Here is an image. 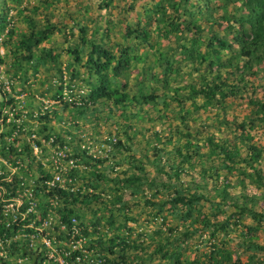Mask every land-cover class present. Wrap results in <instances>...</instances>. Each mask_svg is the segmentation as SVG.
I'll use <instances>...</instances> for the list:
<instances>
[{
  "label": "rangeland",
  "instance_id": "374dc122",
  "mask_svg": "<svg viewBox=\"0 0 264 264\" xmlns=\"http://www.w3.org/2000/svg\"><path fill=\"white\" fill-rule=\"evenodd\" d=\"M244 3L0 0V202L15 208L13 198L21 194L19 211L24 212L23 189L28 187L37 200L36 212L19 215L23 219L16 221L29 224L27 229L34 226L33 231L18 229L13 238L0 235V257L12 264L37 263L42 257L40 235L49 232L64 239L56 225L63 204L59 196L44 194L40 178L52 173L55 153L66 145L78 166L89 170L72 171L66 159H60L59 187L98 194L88 204H72L86 238L75 251L81 256L87 252L90 263L109 264L103 258L115 257V262L122 261L119 246L112 248L114 253L109 250L118 235L133 244L123 255L129 264H264V249L255 246L264 247V217L237 213L233 205L246 196L254 200L249 203L252 209L264 212L263 187L249 175L252 169L246 162L254 143L261 157L252 163L264 180V53H249L248 43L239 36L241 32L249 39L248 25L241 27ZM143 29L148 34L144 39ZM215 36L222 38V48ZM29 40L30 48L25 44ZM92 44L113 56L100 73L110 88L156 95L155 102L117 106L112 99H93L90 93L100 75L86 62ZM74 48L80 51L79 62ZM123 53L128 62L111 69ZM213 80L237 86V96L216 95L208 101L191 92V87ZM216 144L237 153L229 159ZM158 157L169 177L156 169L153 160ZM171 163L182 168L177 178ZM91 168L104 177L90 174ZM136 172L146 178L140 183L142 191L131 197L118 179ZM171 182L185 193L198 189L208 199L188 216L180 203L166 204L158 213L144 202L165 200L171 190L160 186ZM221 188L235 200L222 197ZM120 192L127 204L123 210L117 201ZM12 218L0 212V223ZM225 221L226 227L220 228ZM169 228L174 230L170 234ZM177 234L184 241L167 261L164 250H154L156 241ZM88 236L107 242L99 248L97 242L88 243Z\"/></svg>",
  "mask_w": 264,
  "mask_h": 264
},
{
  "label": "trees",
  "instance_id": "16d2710c",
  "mask_svg": "<svg viewBox=\"0 0 264 264\" xmlns=\"http://www.w3.org/2000/svg\"><path fill=\"white\" fill-rule=\"evenodd\" d=\"M182 3L184 5H186L188 3V0H181ZM245 9L247 10L246 12V17L244 19L241 20V27H243L245 24L248 25V30L250 31V33L248 34L249 39H245L242 35L243 33H239L240 38H242L243 41H246L248 43V48H249V53H251L252 55L256 56L259 53H264V0H245ZM173 6V5H172ZM174 8L178 7V4H176V6H173ZM188 28V27H187ZM131 32L130 29H127V34H129ZM140 32H142V36L141 38L144 39L147 37V32L143 29ZM139 33V32H138ZM140 34H137V37ZM244 38V39H243ZM215 42H218L219 47H223L224 46V42L222 40V38H220L219 36H215L214 37ZM25 42V41H23ZM26 47L30 48L31 46V40H29V42H25ZM212 48H214V44L212 46ZM72 52H74V59L75 61L79 62L80 60V56H79V50L77 48L72 49ZM124 57L123 59H118L116 64L111 68V69H115L117 70V68H120L122 63L126 64L128 62V57L126 56L125 53L122 54ZM215 56V55H214ZM100 57H104L103 61H100L98 58ZM113 58V56L104 48H102L101 46L97 45V44H92L91 45V49L90 51L87 52V58H86V62L91 66L92 68V72L93 73H99L100 78L97 81V84L92 88L90 95L92 96L93 99H97V98H106V99H112L113 104L114 105H125L127 102L132 101L135 102L136 104H142V103H154L155 99L157 98L156 95H152V94H143V93H139V94H134V95H129L127 94V92L124 91H120L117 88H110L109 85L107 84L106 78L100 74L102 72V70H106L108 68V66H110V62L111 59ZM216 58V57H215ZM246 67V66H245ZM218 82H215L214 80L212 82H205L204 85L200 86L199 88H194L191 87V92L193 94H200L202 95L206 100L210 101L213 98H215L216 95L220 96L221 98H225L228 96L231 97H235L237 96V92H236V88H238L237 86H229L228 84H226L224 81L222 80H217ZM209 141L212 142V139L209 138ZM218 147L221 148V150H223L225 157L229 158V159H233L234 155L237 153L232 152L230 150H227L224 148L223 145H218L216 144ZM249 150H250V156L246 159V162L248 164L249 167H251V172H249V175L253 178L254 181H256L260 186L263 187L264 190V180H262L261 176H260V171L258 170V168H256L253 165V161L254 160H259L261 157V150L259 149V147L252 143L249 146ZM178 152L180 151L179 149L177 150ZM158 159V160H157ZM154 165L156 166V169L161 172L164 173L167 177L170 176V173L166 172L163 169V165L160 164V158H154ZM138 167V166H137ZM140 167L136 168L137 170ZM169 168L171 170L174 171V175L177 178V175L182 171V168H180L178 165L175 166L174 164H169ZM142 169V168H141ZM139 169V170H141ZM89 170V169H88ZM87 170V171H88ZM138 170V171H139ZM72 171H74V169H72ZM90 174L94 175L96 178L100 179L102 178L103 174L99 173L97 174V170L94 168H91L90 170ZM180 171V172H179ZM51 174L46 173L44 178H40L43 181V186L42 187H47L48 185L44 182L46 180H50L51 179ZM104 177V176H103ZM146 178V174H139V172L136 173H132L129 174L127 176L122 177L121 179H118L119 182V186L121 188H123L125 191H128V193L131 195V197H134V195L139 194L142 190L140 188V183H142V179ZM150 184H155L154 180L151 179V181L149 182ZM162 188L164 189H170L171 192H169V194L167 195L165 200L162 201H156V200H150V199H145L144 202L146 204L151 205L152 207H155L157 209L156 212L158 213H162L164 206L166 204H170V205H177V204H181L182 206H184L186 208V216L190 215L191 211L194 209L195 205H197L200 201L202 200H207L208 197L202 193L199 192L198 189L193 190L192 192L187 191V193L184 192V188H182V186L180 184H176V182H171L170 184H161ZM44 194L47 197H51V196H55L57 198V196H59L58 198L60 199V201L62 202L63 206L62 209L59 210L60 211V220L63 221L64 223L68 224L69 220L72 216H75L76 218H78V213H76V211L74 209H72V204H75L77 201H81L83 204H88L90 203L92 200L97 199L98 198V194L94 193H86V194H81L78 192H74V193H69L67 192L65 189L59 187L58 185H56L55 187H53L51 190H48L47 192L43 191ZM218 193L220 195H222V197L228 198V199H233L235 200L232 196H230V194L228 193V191L225 188H221ZM81 196V197H80ZM80 197V198H79ZM117 201H119V203H121L119 206L121 210H123L122 208H126V203L125 200L123 199V192H120L117 195ZM250 201V202H249ZM254 202L253 198H248L246 196H242V202H237V201H233V205L237 208V213L243 214V213H248L251 217H253L254 219L256 217L262 218L264 217V212H257L254 209H252V207H250L251 205L249 203ZM136 203V201H135ZM215 202H210V205L216 206V204H214ZM0 211H1V202H0ZM80 224V222H79ZM227 222H222L219 224L220 228H224L226 227ZM28 227L25 228V230ZM33 229V227H31ZM31 228L27 229L29 231H33ZM19 229V225L18 224H10V226H5V224L2 222L0 223V235L3 236V238H13L14 235L16 234L17 230ZM173 228H169V234L171 232H173ZM213 233V231L211 232ZM183 235H185L186 237V233L184 232ZM169 236V235H168ZM168 236H165V241H162L161 239L157 240L156 242L158 243V247L155 248L154 250L158 251V252H162V257L166 258L167 261H170V259L172 257H174L176 255L178 250V247H181L182 242L184 241L182 239V237L180 236V234L173 235L171 238H168ZM89 244H93V243H98V247H104V244L107 242L104 238L98 237L95 238L94 240L91 238V236H88ZM112 239V238H111ZM110 239V240H111ZM17 241L16 238L15 240L13 239V241L11 242L12 244L17 243L15 242ZM178 242V243H177ZM133 244L130 243V241L126 238H122L118 235H116L114 237V239L112 240V244L109 246V250L110 252L114 253V251L112 250V248L114 246H119V253L117 254V257H121V260H118L117 262H115L116 257L111 259H105L103 258V260H106L107 263L109 264H113V262H115V264H121L124 263V252L131 247ZM166 246H169L170 248L174 249L173 251H171V249H167ZM257 249H264L263 246H259V245H255ZM90 249H92V245L89 246ZM19 248V247H18ZM21 249V248H20ZM97 252H99L98 249H96ZM215 251V249H214ZM86 260H81V262L79 264H93L89 262V259H92L91 256H87ZM115 259V260H114ZM121 261V262H120ZM176 261H179L176 259ZM38 263V262H37ZM35 263V260L33 259V263L32 264H37ZM0 264H12L9 263L7 260L3 259L2 257H0ZM125 264H129L128 262H125ZM135 264H139L138 262H136ZM189 264H196L194 261L189 262ZM216 264H220V263H216Z\"/></svg>",
  "mask_w": 264,
  "mask_h": 264
},
{
  "label": "built area",
  "instance_id": "2783aa9c",
  "mask_svg": "<svg viewBox=\"0 0 264 264\" xmlns=\"http://www.w3.org/2000/svg\"><path fill=\"white\" fill-rule=\"evenodd\" d=\"M53 141V138H50ZM66 159V167H69L71 170L76 167H80L81 169L88 170L89 167L87 165H79L77 164V160L71 157V152L66 145H63L56 151L54 159H53V171L51 173V179L44 181L48 186L44 189L45 192L51 190L56 185L59 186L60 182L62 181L61 172L62 167L59 165L60 159ZM23 184V182H21ZM21 194H17V197L13 198L18 202L17 206L14 208L13 204H3L1 206V215L6 217L7 215L11 214L12 219H6L3 221L5 226H10V224H17L16 221L22 220L23 218L19 215L27 214V213H35L37 208V200L33 197L34 196V189L33 188H24L23 195H26V204L23 207L24 212L19 211V207L22 205V200L20 199ZM52 197V196H51ZM56 198L55 196H53ZM8 206H11L9 208ZM47 222L44 221L42 224H46ZM19 229L23 230V228L28 227L29 224H25L23 222L19 223ZM56 225L59 227L60 230L64 232V239L57 240L55 236L50 233H45L40 235L41 236V247L40 253H42L41 259L38 261L37 264H77L81 262L83 257L87 256V252L83 253L82 256L79 254H74V251L77 249L79 243H84L86 238L81 234V227L78 223V220L75 216H72L69 220V223L66 224L63 221L58 219ZM34 227V226H30ZM37 229V228H34ZM39 229V228H38ZM43 230V228H42ZM41 230V231H42ZM37 231V230H36ZM38 234L33 233L32 238L34 235ZM63 240V241H62ZM58 248V250L56 249ZM36 249V248H34Z\"/></svg>",
  "mask_w": 264,
  "mask_h": 264
},
{
  "label": "clouds",
  "instance_id": "9594fccd",
  "mask_svg": "<svg viewBox=\"0 0 264 264\" xmlns=\"http://www.w3.org/2000/svg\"><path fill=\"white\" fill-rule=\"evenodd\" d=\"M76 253H77V254H79V252H78V251H75V252H74V254H76ZM79 255H81V254H79ZM79 263H80V262H79ZM79 263H77V264H79Z\"/></svg>",
  "mask_w": 264,
  "mask_h": 264
}]
</instances>
